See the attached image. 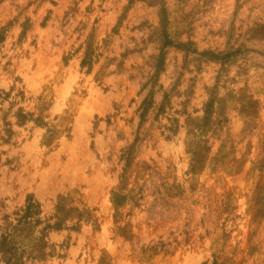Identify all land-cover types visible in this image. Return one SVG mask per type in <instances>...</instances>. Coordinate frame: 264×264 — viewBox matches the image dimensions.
<instances>
[{
  "label": "rangeland",
  "instance_id": "obj_1",
  "mask_svg": "<svg viewBox=\"0 0 264 264\" xmlns=\"http://www.w3.org/2000/svg\"><path fill=\"white\" fill-rule=\"evenodd\" d=\"M0 264H264V0H0Z\"/></svg>",
  "mask_w": 264,
  "mask_h": 264
}]
</instances>
